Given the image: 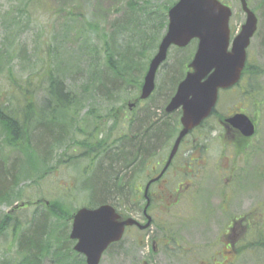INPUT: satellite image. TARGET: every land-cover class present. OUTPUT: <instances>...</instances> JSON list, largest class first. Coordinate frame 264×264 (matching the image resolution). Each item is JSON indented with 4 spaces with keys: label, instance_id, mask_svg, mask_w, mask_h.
Instances as JSON below:
<instances>
[{
    "label": "rangeland",
    "instance_id": "1",
    "mask_svg": "<svg viewBox=\"0 0 264 264\" xmlns=\"http://www.w3.org/2000/svg\"><path fill=\"white\" fill-rule=\"evenodd\" d=\"M162 1L163 0H152L151 3L156 4ZM222 1L233 8V15L230 22L233 38L239 33L241 26L245 23L246 15L242 10L240 0ZM248 1L251 8L257 13L259 19L256 34L247 48V63L250 64L249 68L251 74H246L242 82L235 88L221 92L218 111L220 114L224 115H228L231 111H244L256 121L257 132L249 143L246 139H240L237 135V146H239V148L242 147L243 151L241 156L237 158L238 161L256 163L258 161V164H260L261 162H264V0ZM26 2H28V0H0V41L2 39L1 34L3 33V23H6L7 21L11 22L9 16L6 18L1 16L4 13L3 11L10 12L12 10H17L18 8H25L27 10L25 11L23 20H29L30 22L28 26L24 27L25 34L22 36L27 55L15 58L13 65L14 70L18 74H22L26 77L33 68H36L37 81L34 83L33 90L37 95L36 101L39 106H43V100L46 99L48 88L46 72L48 71L62 75L66 80L67 86L74 89V91L84 92L82 90L85 86V88L89 90V92H87L89 98L86 102L87 105L82 108V113L87 114H85V123L81 122L80 125L85 126V129L87 127L91 130L90 134L92 140H101L100 147L107 144L112 145L114 143V145H118L120 143L118 142L120 133L128 132L129 130L128 122L124 115L131 116L132 114L128 107L125 108L126 112L123 110L124 105L128 101L133 100V98L138 97L139 90L132 89L131 91L124 93L120 98H117L114 102L104 103L99 100L100 97H106L97 92L96 89L98 84L91 79L93 73H98L102 76L106 75L107 77L110 76V70L104 66V46L99 39H95V37L89 35L88 32L83 33L81 28L82 24H80V22H70L68 20V13L69 11H80L85 12L89 16L95 15V22L100 23L102 26V30L99 29L101 33L110 34L115 31V27L118 24L123 22L124 13L125 11L127 12L128 0H36L35 3L29 4L28 7L25 5ZM142 3L147 4L145 1ZM31 5H34V7H31ZM134 20L135 21L129 22V29H132V26L139 22L137 19ZM124 36L127 40H130L133 36V29L128 30ZM137 37L138 34L134 35V40ZM91 39H95L98 43V48L95 51H92L94 48L90 45ZM94 43L95 42H93V44ZM17 47H19V45ZM196 48L197 42H193L186 48L177 49L172 47L169 51L166 62L161 65L157 71L156 91L153 98L157 100L158 104H165V102L175 93V90L170 91L168 89V83L170 81L168 78L170 77V73L178 74L179 78L183 74L182 72L185 71L186 73L188 71L187 63H189L191 59H188L184 68L180 66V62L183 57L194 54ZM157 50L158 47L155 52L150 54L147 63L150 62V59ZM146 66L147 68L143 70V76H145L149 64H146ZM0 70L4 73V76L8 75L7 65L3 67L0 65ZM7 86H9V84ZM94 89L96 93L93 91ZM8 90L11 91L12 89L9 87ZM10 97L14 101V97L12 95H10ZM177 117L178 116L175 114L172 119H178ZM215 117L212 118L211 123L217 127L216 132L207 134L206 132L209 129H203V132L201 131L202 129H198V131H195L186 137L181 148L182 151H185L187 147L193 145V141L195 140L196 145H205L208 147L207 149L211 158L209 161L210 163H227L230 161L229 157L234 155L235 150L230 145L235 138L233 136H226L224 130L221 127L218 128V122ZM36 123L37 122H35V124ZM40 132L42 139H46V137L49 136V141L44 142V145L52 143L51 134H49L46 127L42 126ZM75 135L77 136V140H86L87 135L85 134L75 133ZM176 135L171 141L174 142ZM1 140L2 138L0 136V142ZM106 140L108 143L105 142ZM66 143H71V140L68 138ZM159 144L169 145L171 142L162 135L158 139L157 145ZM65 146L66 144H64V146H59L58 144L54 146V149L51 152V158L49 157L50 165L53 167L52 172H48L44 179L39 180L36 177L21 174L24 172V169H22V163L19 161V154L16 152L12 153L9 148H3V155L0 156V162L3 165L2 169L5 170L10 168V171L8 172L10 174L9 178H7V182L1 185L0 188H6L9 184L10 186L14 185V187H11L7 191L12 192V195H8L9 197H6L5 195V197L0 200V216L9 213L14 219L21 221L25 228H29V226L33 225H29V223H32L34 218L39 216L44 208L43 205L33 204L39 199L41 200L42 198H45L48 201L59 200L68 206L71 211L83 206H90L89 200H91V198L96 200L94 202L100 201V193L98 192V189L96 192L95 188L99 187V182L105 177L104 173L101 171L109 170V163L105 161L102 154H93L90 157L84 156L83 158L74 159L72 162L62 163V161H69L68 159L71 155L84 153V150H81V147L68 146L65 148ZM3 158L5 160H3ZM73 162H77L78 164H73ZM17 163H19V165L13 170L12 165ZM249 169L248 174L242 182V189L239 193L242 194L239 201L243 204V193H245L251 183L254 182L251 191H248L245 196V199L250 198V202L246 204V209L249 207L254 208L259 201H263L264 203V185L262 186V184H259L260 182L256 181L252 176L251 171L253 169L251 166ZM12 171H14L15 177L12 176ZM147 172L148 170H145V173L140 176L141 180H138V182L143 183V188L147 181L144 177ZM207 174L205 183L206 189L202 198L203 204L209 200L218 198H215L216 195L213 184L214 177L211 172ZM125 179L127 181L130 180L129 183L134 187L131 178L126 177ZM120 180L123 181L124 178L120 176ZM92 184H94L92 186L94 188H89ZM124 198L127 200L115 202L110 201L109 203H115L116 208L118 207L117 209L119 211H128L132 216L140 219L137 217V214L134 213L135 210H132L134 209L133 199L135 198L128 195ZM170 201H174V197H172ZM26 202L33 203L27 204ZM22 203L27 205L26 209H20ZM16 205L19 207H16ZM145 205L146 201L143 199L141 200L140 205L135 204V208L136 210L139 207L142 209ZM159 205L160 203L150 206L148 208L149 213H156L160 208ZM163 206L164 204H161V207ZM201 208L203 207H198V209ZM185 209L186 207L182 203L175 205L170 210L181 211ZM188 209H190V207L187 206V210ZM236 211L237 213L243 212V205H238ZM174 216L175 214L173 217ZM174 219L176 218H172V223L174 227H177L176 230L180 233L179 221ZM253 219H256V217H253ZM51 222H53V220H51L50 223ZM206 224L207 223L201 221V218H195L193 223L187 224L186 227L197 231ZM71 226L72 222L69 223V227L66 231L68 236L71 232ZM25 228L23 229L27 230ZM183 228H185V226ZM148 232L149 231H145L141 235L136 229L130 230L121 241H124V243L112 245L103 253L99 264H142L143 261L139 254L140 249H138L139 238L136 239V235H141L143 239H147ZM13 236L14 233L12 227H10L6 234L0 233V264H4L3 260H7V263H11L13 260L9 259L19 256V244L18 242H14ZM124 244H128L127 250L125 249L126 246H124ZM57 245L58 243L55 242L52 252H50V254L44 259L43 264H85L84 257L81 254H76V251L74 250L75 241L72 240L68 243L71 251H64L63 249L65 248H63L56 253L54 251H56V248L58 247ZM121 247L124 248L126 252H132L135 255L133 259H119L117 253L121 250ZM146 248H143L144 251H147L148 248ZM253 263L254 262L251 264ZM151 264L178 263L177 261L170 259L167 261L156 259V261Z\"/></svg>",
    "mask_w": 264,
    "mask_h": 264
},
{
    "label": "trees",
    "instance_id": "2",
    "mask_svg": "<svg viewBox=\"0 0 264 264\" xmlns=\"http://www.w3.org/2000/svg\"><path fill=\"white\" fill-rule=\"evenodd\" d=\"M144 1L148 5L143 4L142 2ZM176 1L163 0L160 3L153 4L151 3L152 0H128V13L125 11L123 22L118 24L115 27V31L110 34L101 33L99 29L102 26L100 23L95 22V15L89 16L85 12L69 11L68 20L72 23L80 22L83 33L88 32L95 39H99L104 46V66L110 70V76H102L98 73L92 74L91 80L98 84L97 92L106 98L117 99L132 89L140 90L144 81L143 70L147 68L146 64H149L147 60L150 54L155 52L165 33L168 25V11ZM28 2L25 3L27 7L29 4L35 3L36 0H28ZM31 7H34V5H31ZM26 10L25 8H18L10 12L3 11L4 13L1 15L4 18L9 16L11 22L3 23V33L0 41V65L2 67L7 65L8 67V75L6 76L0 70V136L2 138L0 156L3 155V148H9L12 153H18L20 156L19 161L22 163V169H24L21 174L36 177L39 180L44 179L48 172H52L53 167L50 165L49 157L51 158V152L56 144L59 146L66 144L65 148L78 146L81 147V150H84V153L71 155L68 159L69 161H62V163H67L84 156L101 155V140L92 143V140L87 137L88 132L90 133L91 130L87 127L85 129V126L80 125L81 122L85 123V114H87L82 113V108L87 105L86 102L89 98V94H87L89 90L85 86L82 90L84 92L74 91V89L67 86L66 80L62 75L48 71L46 72L48 80L46 99L43 100L44 102L42 101L44 105L39 106L36 101L37 95L33 90L34 83L37 81L36 68H33L26 77L14 70L15 58L27 55L22 38L25 34L24 27L30 23L29 20H23ZM134 19L139 20V22L132 26L133 36L130 40H127L124 35L128 30H132L128 28V25L129 22L135 21ZM136 34H138V37L134 40V35ZM95 39L90 41V45L94 48L92 51L98 48V43ZM93 42L95 43L93 44ZM18 45L19 47H17ZM193 55L190 54L187 55L188 57H183L180 66L184 68L188 59L192 60ZM189 63H187V68ZM249 65L247 64L244 75L251 74ZM182 73L180 78L178 74L170 73L168 78L170 80L168 83L170 91L176 90V85L185 77L187 72L185 73L184 71ZM8 84L9 86H7ZM9 87L12 89L11 91L8 90ZM10 95L14 97V101ZM100 99H104V97H100ZM35 122L37 123L35 124ZM42 126L46 127L49 134H51L52 143L44 145V142L49 141V136L46 139H42L40 132ZM178 130L179 127H176V123L174 124L173 122L171 132L168 131L166 133L167 138L169 140L173 139ZM163 131L165 130L161 126L155 128V135L147 136L141 141V145L148 147L155 141L157 144ZM75 133L87 135L86 140H77ZM68 138L71 143H66ZM125 145H131V143ZM95 146L97 151L93 149ZM88 147H92L91 151H88ZM3 160L5 159L3 158ZM75 163L78 164L73 162V164ZM17 165L19 163L12 165L13 170ZM124 166L125 164L122 161H109V170L101 171L105 176L98 185L101 189L99 187L95 188L96 192L98 189L101 199L94 202L96 200L91 198L89 200L90 206L94 207L110 201H124L120 198L125 199L124 197L127 195H135V188L129 183L130 180L127 181L125 179L131 176V172L128 169H125L124 175L121 176L124 181H121L120 184L117 183V178L120 179L119 169ZM2 168L3 165L0 162V186L7 182L10 174L8 173L10 168L5 170ZM12 176L15 177L14 171H12ZM93 185L89 186V188H94L92 187ZM11 187H14V185L10 186L9 184L6 188H0V200L5 195L6 197L12 195V192H7ZM45 200V198H42L34 203L26 202L27 204L33 203L44 206L41 214L35 217L32 223H29V225L33 224L29 228H25L21 221L14 219L9 213L0 216V233L6 234L12 227L13 240L19 244V256L9 259L13 260L11 263L3 260L4 264H43L44 259L52 252L55 242L58 243V247L54 252L58 253L63 248H65L63 249L64 251H71L68 243L72 240L69 239L70 237L66 231L76 209L71 211L68 206L59 200L49 201V204H46ZM111 204L116 207L115 203ZM133 204L134 209L132 210H136L135 204L140 205V201H134ZM22 208L26 209L27 205L22 206L20 209ZM51 220L53 222L50 223ZM76 254L78 253L76 252Z\"/></svg>",
    "mask_w": 264,
    "mask_h": 264
},
{
    "label": "flooded vegetation",
    "instance_id": "3",
    "mask_svg": "<svg viewBox=\"0 0 264 264\" xmlns=\"http://www.w3.org/2000/svg\"><path fill=\"white\" fill-rule=\"evenodd\" d=\"M155 91L156 88L149 98L142 99V91L139 90L138 97L133 98L124 105L123 110L125 112L126 107L132 112L131 116L124 115L128 122V132L120 133L118 139L120 143L118 145H114V143L100 147L101 154L106 162L109 163V161L115 160L122 161L125 164L124 167L119 169L120 176L124 175L127 169L131 172V176L128 178H131L134 183L135 195L132 196L135 198L134 201L141 202L144 199L147 202L149 200L150 206L160 203V208L156 213L150 214L149 209L145 206L142 209L139 207L135 210L134 213L140 219L132 216L128 211H119L121 220L132 217L141 225L147 223L150 216L148 227H142L138 224L126 226L121 241L127 232L132 229H136L141 235L145 231H149L147 239H143L141 235H136V239L139 238L138 249H140L139 254L143 261L142 264H151L156 259L165 261L170 259L177 261L178 264H251L252 262H254L253 264H264V203L259 201L254 208L249 207L246 209V204L250 202V198L245 199V196L248 191H251L254 182L243 193V204L239 201L242 195L239 194L242 189L241 185L250 170V166L253 169L251 171L252 176L260 182L259 184L264 185V162L258 164V161L257 163L238 161L243 151L242 147L240 149L237 146V135L240 139L244 138L249 143L255 134L246 137L227 121L238 113H245L250 118L251 116L244 111H231L228 115L220 114L218 106H220L219 99L223 91L221 90L218 102L209 117L199 126L190 130L173 153L175 140L183 128L181 118L184 111L182 107L173 111L167 110L175 93L165 104H158L157 100L153 98ZM99 100L110 103L116 99L104 98ZM175 114L178 119L173 120L172 117ZM213 117L217 119L218 128L221 127L226 136L235 138L230 145L235 150L234 155L229 157L230 161L227 163H210L211 158L208 147L196 145L195 140L193 145L187 147L185 151H182L181 148L186 137L198 131V129H202V132L203 129H209L206 132L207 134L216 132L217 127L211 123ZM252 120L257 127L256 121ZM173 122L176 123V127H179L174 142L166 136L168 131L171 132ZM159 126L164 128L165 131L162 135L171 144L157 145L155 141L148 147L142 146L141 141L149 135H155V128ZM90 133L88 132V138L92 140ZM93 142H97V139L92 140ZM105 142L108 143L107 140ZM128 143H131V145H125ZM91 148L88 147V151H91ZM93 149L97 151L96 146ZM145 170H148V172L144 175L147 181L143 188V183L138 182V180L145 173ZM209 172L214 177L215 198H218L203 204L202 198L206 189V176ZM117 179V183L120 184L121 180ZM148 184H150V188L146 195L145 188ZM172 197H174V201H170ZM182 203L186 207L185 210H170L175 205ZM161 204H164V206L161 207ZM238 205H243V212L237 213L236 208ZM187 206L190 209L187 210ZM199 206L203 208L198 209ZM253 217H256V219H253ZM172 218L179 221L180 233L176 230L177 227H174ZM195 218H201V221L207 224L197 231L186 227L187 224L193 223ZM184 226L185 228H183ZM121 241L112 245L124 243V241ZM124 246L127 250L128 244H124ZM143 248H146L147 251H144ZM120 249L117 253L119 259H133L135 256L132 252H126L122 247Z\"/></svg>",
    "mask_w": 264,
    "mask_h": 264
},
{
    "label": "water",
    "instance_id": "4",
    "mask_svg": "<svg viewBox=\"0 0 264 264\" xmlns=\"http://www.w3.org/2000/svg\"><path fill=\"white\" fill-rule=\"evenodd\" d=\"M246 21L240 32L231 37V6L221 0H178L169 10V23L157 53L152 58L144 78L141 98H148L156 86V74L167 59L172 45L186 47L198 40L197 51L189 64L192 69L180 82L167 110L183 108L181 129L173 153L184 136L207 118L215 107L219 89L236 84L247 60V48L257 30L258 18L248 0H241ZM244 136L255 133V124L244 113L227 120ZM150 184L146 187L148 192ZM141 225L129 217L121 220L115 206L104 203L95 208H79L74 216L70 237L76 240L74 249L84 254L87 264H99L103 253L113 242L121 240L128 225ZM149 221L141 225L148 227Z\"/></svg>",
    "mask_w": 264,
    "mask_h": 264
}]
</instances>
